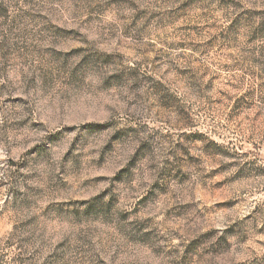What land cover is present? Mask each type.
<instances>
[{"label":"rangeland","instance_id":"rangeland-1","mask_svg":"<svg viewBox=\"0 0 264 264\" xmlns=\"http://www.w3.org/2000/svg\"><path fill=\"white\" fill-rule=\"evenodd\" d=\"M0 264H264V0H0Z\"/></svg>","mask_w":264,"mask_h":264}]
</instances>
